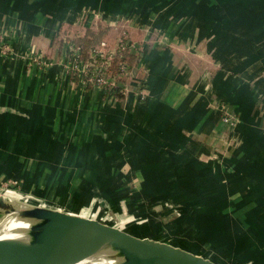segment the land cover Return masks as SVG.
Here are the masks:
<instances>
[{"label": "crops", "instance_id": "crops-1", "mask_svg": "<svg viewBox=\"0 0 264 264\" xmlns=\"http://www.w3.org/2000/svg\"><path fill=\"white\" fill-rule=\"evenodd\" d=\"M116 28L143 48L128 91L82 89L65 39ZM0 29L14 46L0 57V190L16 180L79 214L105 202L135 233L260 264L264 0H0Z\"/></svg>", "mask_w": 264, "mask_h": 264}, {"label": "water", "instance_id": "water-1", "mask_svg": "<svg viewBox=\"0 0 264 264\" xmlns=\"http://www.w3.org/2000/svg\"><path fill=\"white\" fill-rule=\"evenodd\" d=\"M9 197L0 190L2 218L13 213L30 227L21 237L0 238V264H77L103 252H112L117 264H228L172 243L168 235L135 233L114 220Z\"/></svg>", "mask_w": 264, "mask_h": 264}, {"label": "built area", "instance_id": "built-area-1", "mask_svg": "<svg viewBox=\"0 0 264 264\" xmlns=\"http://www.w3.org/2000/svg\"><path fill=\"white\" fill-rule=\"evenodd\" d=\"M65 49L63 52V59L65 60V66L72 76L77 77L78 84L82 89H87L89 87L100 88L105 91L109 96L114 97V93L117 89L121 93L126 94L128 91V86L125 80L130 77L133 72V66L128 59H121L118 63V71L114 72L112 70L115 60L118 56L124 55V52L128 51L131 54L139 55L143 49L141 44L131 39L129 36H121L113 43H108L107 41H102L98 46L94 47L88 57L83 58L82 50L80 45H77L73 40L65 39ZM13 38L7 32L0 29V57L9 56L13 51ZM41 65H49V61H45L42 56L35 58ZM52 63V62H51ZM140 95L142 98L146 97L144 87L140 86ZM225 122L228 124L229 130L232 135L237 134L239 119L227 111L224 116ZM13 184V181L9 182ZM9 183L2 184V192L8 194L19 195L20 192L17 190L10 189ZM5 185H8L6 187ZM22 194V193H20ZM10 196V195H9ZM25 202H29L33 199L37 202V196L33 194H22ZM37 199V200H36ZM47 204V203H40ZM99 214V208L97 213ZM105 219H114L108 212L103 214Z\"/></svg>", "mask_w": 264, "mask_h": 264}, {"label": "bare ground", "instance_id": "bare-ground-1", "mask_svg": "<svg viewBox=\"0 0 264 264\" xmlns=\"http://www.w3.org/2000/svg\"><path fill=\"white\" fill-rule=\"evenodd\" d=\"M9 198L12 199L13 201L16 202L18 201L16 197L11 196ZM29 227H30V222L28 220H24L16 216V214L12 213V214L4 215V217L0 221V238L21 237L25 234V232L28 230ZM117 263H118V258L115 257L112 252H103L95 256L89 257L77 264H117Z\"/></svg>", "mask_w": 264, "mask_h": 264}, {"label": "trees", "instance_id": "trees-1", "mask_svg": "<svg viewBox=\"0 0 264 264\" xmlns=\"http://www.w3.org/2000/svg\"><path fill=\"white\" fill-rule=\"evenodd\" d=\"M107 31L106 30H99V31H92V30H89L87 32V34H85L84 36L80 37L78 39V45H80L81 47V50H82V56L83 58H86L88 57L90 51L98 46L102 41H107L109 43H113L115 42L118 37H121V36H130V34L127 32V31H122L120 29H114V37L113 38H110V37H107V34L106 33ZM138 55L136 54H131L130 52L126 51L124 52V55H122L121 57L118 56L115 60V64L112 68V70L114 72H117L118 71V62L121 60V59H128L130 61L131 64L133 63H136V60H137V57ZM121 94L120 90L117 89L114 93V96H118L117 94ZM119 94V95H120Z\"/></svg>", "mask_w": 264, "mask_h": 264}, {"label": "rangeland", "instance_id": "rangeland-1", "mask_svg": "<svg viewBox=\"0 0 264 264\" xmlns=\"http://www.w3.org/2000/svg\"><path fill=\"white\" fill-rule=\"evenodd\" d=\"M109 43V42H108ZM110 44V43H109ZM10 181H13V184H10L9 182ZM4 184L5 183H9V186L10 187H12V188H10V189H13V190H17L18 192H20V193H22L23 195L24 194H33V195H35V196H37V199H38V201L39 202H37V201H35V200H33V199H30L29 200V202L30 203H28L29 205H33V204H38V205H44V204H40V203H47V206L48 205H50V202H48V201H46V199L45 198H43V197H41V196H39V195H37V194H35V193H32V192H26V191H24L23 189H22V186H20V182H18V181H16V180H9V181H4L3 182ZM6 187H8V185H5ZM3 187V186H2ZM1 187V188H2ZM2 191V190H1ZM19 193V195H17V194H11V196H13V197H16L17 198V202L18 203H21V204H23V203H26L25 201H24V198L23 197H21L22 196V194H20ZM8 194V193H7ZM10 195V194H9ZM36 199V200H37ZM96 200H97V198H96ZM31 203H33V204H31ZM53 204H54V202H53ZM55 206L56 205H58V207H61V205H59V204H54ZM46 206V205H45ZM99 206L100 207H98L99 208V213L100 214H104V213H106L107 211L105 210V207H106V204H105V202H100L99 201ZM61 208H63L64 210H67L68 211V209L67 208H65V207H61ZM171 208H173V209H176L175 207H172V205H171ZM177 211V210H176ZM81 214H83V215H90V214H92L93 212L92 211H90V209L89 210H83V209H81ZM112 211H110V212H108V213H110L111 215H113V213H111ZM114 217H116L115 215H113ZM1 218H2V215L0 214V220H1ZM115 219V218H114ZM114 219H105V220H114ZM114 221H116V222H119L120 224H125V221L124 220H120V219H115ZM130 221H133V220H130ZM188 222H191V228H194V230H197V227H196V225H197V222H195V221H192V220H189ZM137 223H140V224H143V223H145V221L144 220H140L139 222H137ZM190 227H188L187 229H184V231L183 232H188V229H189ZM193 230V231H194ZM163 233H161V234H163V235H166L165 233H164V231H162ZM183 232H181V233H183ZM195 232V231H194ZM209 248V250L211 249L210 247H208ZM259 261H260V264H264V258L262 257L261 259H259Z\"/></svg>", "mask_w": 264, "mask_h": 264}]
</instances>
